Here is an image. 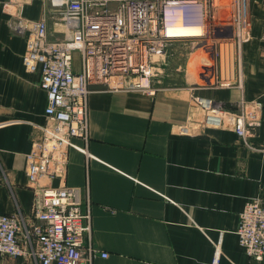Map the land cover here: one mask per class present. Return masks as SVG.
Instances as JSON below:
<instances>
[{
  "label": "crops",
  "instance_id": "obj_1",
  "mask_svg": "<svg viewBox=\"0 0 264 264\" xmlns=\"http://www.w3.org/2000/svg\"><path fill=\"white\" fill-rule=\"evenodd\" d=\"M53 2L0 0V214L19 215L28 226L36 184L72 186L81 210L90 213L91 264H212L216 246L217 264H264L243 251L235 233L245 201L264 198V0H246L251 35L228 59L193 38L192 52L172 54L181 41L175 40L157 68L192 54L187 76L182 68V75L162 85L151 81L149 89L115 79L90 84L86 139L73 137L63 161L56 152L49 164L52 175L31 183L27 156L50 121L39 72L25 69L22 55L41 20L48 41L61 40L75 25L64 17L65 4L57 10ZM184 23L199 24L192 17ZM80 65L75 51L73 70ZM225 79L230 83H218ZM192 94L219 101L229 117L244 115L254 125L249 143L230 119L204 125ZM22 261L0 255V264Z\"/></svg>",
  "mask_w": 264,
  "mask_h": 264
},
{
  "label": "built area",
  "instance_id": "obj_2",
  "mask_svg": "<svg viewBox=\"0 0 264 264\" xmlns=\"http://www.w3.org/2000/svg\"><path fill=\"white\" fill-rule=\"evenodd\" d=\"M65 16L75 21L68 40L48 41L44 22L31 30L33 40L22 63L28 71L39 72V87L45 92L44 113L50 124L42 125L41 141L27 156L26 174L37 183L41 174L51 176L48 166L66 157L71 139H86L87 93L92 83L109 84L115 79L122 86L149 89L156 62H161L167 47L177 38L170 37L167 26L180 21H197L202 35L200 43L214 45L219 59L248 40L251 23L246 0H232L226 17L218 21L230 29L229 35L203 37L204 21L216 0H63ZM183 21V25L185 24ZM221 27H217L219 32ZM80 54L79 71L72 68L73 53ZM136 79L131 82L130 79ZM146 85L142 86V82ZM219 81V80H218ZM230 83L228 79L218 82ZM192 103L203 111L202 122L218 127L224 119L233 122V129L248 144L254 125L246 123L241 113L226 114L219 101L191 95ZM181 127L180 131H185ZM57 152V153H56ZM32 200L33 222L25 225L16 214H0V255L23 259L21 264H91L94 249L85 238L90 233V213L81 210L79 189L72 186L36 184ZM243 251L252 259L264 262V198L245 201L236 227ZM105 256V253H100ZM219 248L215 247L212 264H217Z\"/></svg>",
  "mask_w": 264,
  "mask_h": 264
},
{
  "label": "rangeland",
  "instance_id": "obj_3",
  "mask_svg": "<svg viewBox=\"0 0 264 264\" xmlns=\"http://www.w3.org/2000/svg\"><path fill=\"white\" fill-rule=\"evenodd\" d=\"M231 2H232V0H217L216 1L217 7L215 8V10L214 11L213 10H209L208 11V13H207V15L205 17V21H204V30H205V32L203 33V37L205 39L209 38L207 43L214 41L212 37H215V36H218V35H229L230 34V29L227 26L221 27L218 24V21H220L224 17H226V14L228 13V10L232 8ZM52 7L55 8V9H60V8L54 7L53 5H52ZM217 27H221L222 31L219 32L217 30ZM69 36H70V33L67 36L63 37V38H68ZM175 37H178L177 40H181V41H179L180 43H176L175 47L174 46L171 47V50H172L171 53L172 54L182 55V54H189V52H192V42H191V40L194 37H183V36H175ZM184 39H186L185 40L186 43L182 42V40H184ZM49 41H53V40H49ZM202 47H208V49H210L208 44L206 46L202 45ZM214 47L215 46L213 45V48ZM175 48H176V51L174 52L173 50ZM168 60H169V62L167 63L165 68L162 69V71L160 69L161 67L157 68L158 67L157 65L154 66L152 77H155L156 79H154V80L152 79V83L158 84V85L159 84L162 85L165 82V80L170 75H173L174 77L182 75L181 74L182 68H184L186 70V72L184 73L186 76L190 72H192V54L190 56H184V57H181V58L180 57H171V58H168ZM161 62H156V64L161 63ZM157 69H160V71H158ZM159 73H161L160 76H159ZM130 81L131 82H134V81L136 82V79L131 78ZM143 85H146L144 81L142 82V86ZM235 233H236V229H235Z\"/></svg>",
  "mask_w": 264,
  "mask_h": 264
},
{
  "label": "bare ground",
  "instance_id": "obj_4",
  "mask_svg": "<svg viewBox=\"0 0 264 264\" xmlns=\"http://www.w3.org/2000/svg\"><path fill=\"white\" fill-rule=\"evenodd\" d=\"M53 1L54 2L51 3V4L54 7L60 8L58 3L60 1H63V0H53ZM24 25H26V24H24ZM166 29H167V33L169 34V36L170 37H174V38H178V37H175V36L198 37V36L202 35V27L201 26H199V25H183V24L180 23V21L177 22L174 25L167 26ZM73 30H74V28L71 29L70 34H72ZM61 40H68V38H62Z\"/></svg>",
  "mask_w": 264,
  "mask_h": 264
}]
</instances>
